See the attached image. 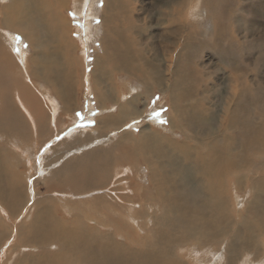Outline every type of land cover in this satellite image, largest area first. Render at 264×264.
Returning <instances> with one entry per match:
<instances>
[{
	"label": "bare ground",
	"instance_id": "1",
	"mask_svg": "<svg viewBox=\"0 0 264 264\" xmlns=\"http://www.w3.org/2000/svg\"><path fill=\"white\" fill-rule=\"evenodd\" d=\"M57 1L60 7L65 5V0ZM60 3L64 5L61 6ZM216 3L217 1H214V3L209 2L208 8L215 9ZM32 6L36 12L41 11L37 3H32L30 0H7V2L4 1L3 4H0V87H3L0 94V141L3 140L2 137L9 136L12 145L17 144L19 141L23 143V141L28 140L25 133L28 128L22 119V113L28 116L33 128L39 126L40 129H44L48 117L57 108L54 98L57 97L61 102L62 110L67 111L75 97L74 89H67L73 87L74 78L68 74L69 77L65 75L62 81L57 78L51 80L48 74V71H51V68L53 69V64H50L51 54L50 52H38L43 47L42 44L45 51H48L50 42L53 40L54 31L62 32L63 25H58L55 28L54 23H51L53 20L59 22L61 20L59 17H53L48 12H44V18H39V14L32 10ZM103 9V21L106 24V21L112 20L114 15L111 13V6L108 1ZM9 29L14 30L17 35L22 34L25 39L29 40L32 50L30 56L24 54L21 49L19 53L14 51V48H17L19 44H17L15 36L8 34ZM45 30L50 35L42 34ZM6 33L9 37V39L7 38L8 41L4 37V35H7ZM229 35L225 34L223 29L215 30L212 38L217 48L213 47L219 49L218 56L220 55L221 60L228 58L230 62L231 72L229 74L232 93L237 99L234 109L230 107L225 109L224 106L219 107V104L224 103L225 92L222 93V96L217 92L219 95L217 97L220 100L218 109L212 108V105L211 107L208 106L205 104L206 102L204 103L198 92L201 84H199L200 79H198V76L203 72L196 70V68L187 71L182 70L186 65L189 64L190 66L191 60L183 59L181 67L176 70L175 79L170 83V87H167L169 103L173 112L172 116H179L178 119L169 118L170 126L173 129L181 130V134L186 135L187 142L192 143L188 145L190 152L186 155L190 159L187 160L189 165L181 164L177 160L166 162L161 160L148 161L149 179L155 184V187L150 186L149 190L155 192L154 201L152 202L159 201L163 206L161 217L156 215L153 217L152 215L150 225L146 224L145 221L142 223L143 227H132L126 223L119 224L120 222L114 223L112 220L110 223L119 224L115 226L117 232L124 234L129 245L116 239L108 243L109 235L107 231L103 230V227H87L83 225L85 222L81 223L80 221L76 226L72 223L68 225L58 213L56 214L57 207L64 211H70L74 208V211H82L83 213V209L86 208L81 207V205L86 204L85 202H95L94 199H88L87 197L93 198L98 194L94 190L96 188L93 187L100 186L101 189L102 184L94 185L83 192H75L70 189L57 190L58 192H56L59 193L56 199L57 202L47 199L48 194L52 191L46 190V197L32 202L29 193L28 198L26 197L25 188L19 173L16 172L19 161L8 160L5 149L3 151L0 148V200L3 206L11 213L20 211L28 203H31L33 209V212L31 211L33 213L31 221L28 224L26 223L27 225L21 224L18 226L17 235L19 239L34 244L28 246L32 249H45L47 251L48 249L54 251L58 244L61 246L58 247V250L60 248L62 250L57 252L56 256L63 257L74 264H188L185 263L187 261H184L182 254L181 256L179 254V251L183 248V243H190L195 247L192 248L193 251L188 253L189 257L194 256L191 258L192 264H203L208 258L211 260L210 264H238V262L242 264H261L260 261L264 258V178L262 176L253 178L252 187L255 191L252 192V200L250 199L248 206L246 205L248 211L254 210L249 219H240L239 214H237V220L240 221L233 225L232 215L229 212L230 206H228L225 199V191L229 181L233 182L238 188V182L241 177L245 176L246 171L253 174L256 171H264L262 167L264 163V141L262 140L264 138V121L260 122L259 125L256 121L259 119L258 113L264 111V107H260L262 103L264 106V102H262L264 101V94L260 91L251 92L245 81L249 72L242 67V59L244 58L241 59L237 56H242V44L238 43L237 50L232 47L233 40H230L228 46H222L223 40H228V37L231 39ZM187 39L189 40V38ZM130 43V41L127 42L129 48L128 44ZM193 45V42L189 40L186 42L185 47H192ZM101 47H103L105 53L104 57L97 58L92 70L94 95L99 102L115 98L113 96L115 88L105 85L109 77L104 63H110L111 69L118 72H138L133 64L137 61L135 57H140L141 54L140 51H133L132 48L129 49L131 51L125 50L122 45H118L114 41H104ZM190 54L192 53L187 55ZM65 60L66 58H63V62ZM29 62L32 64L31 68L28 67ZM20 76L23 81L19 78ZM24 80L30 82L38 95L24 83ZM36 81L43 82L44 87H39ZM203 92L205 91L203 90ZM179 95L183 97V104V100L180 99ZM189 98H193L196 104L191 105ZM125 103L118 104L116 115L111 114L107 120H101L100 123L107 127L117 128V124L121 122L122 118H127L129 114L130 116L131 114H138L134 110L132 99H128ZM100 105L102 106L103 103H100ZM242 115L248 117H242ZM217 116H221V118L217 120ZM242 118H247L246 123L242 121ZM176 121H178L177 124ZM9 133H12V136ZM128 136L130 137V135ZM128 139L126 138L125 141L118 140L120 142L114 144L116 150L119 151L114 158L110 156L112 160L104 153L103 149L98 148L85 154L82 153L78 160L66 161L68 167L53 170L49 172L50 176H54L55 180L61 184L79 178L80 182L91 185L100 181L98 180L102 176L100 173L108 168L111 162L112 165L114 163L123 166L125 164L129 166L134 162V166L136 164L135 167L139 168L136 160L132 159L146 156L148 149L151 147L149 138L146 136L136 143L134 141L130 142ZM173 141L172 143H177L176 139H173ZM0 146L2 147V144ZM120 154H123V156H119ZM158 154L162 156L161 151ZM169 155L173 158L171 154ZM123 157L125 160H123ZM27 162L28 167L32 168V163L29 160ZM88 162L93 164L89 167ZM164 167H168L169 170L166 174L164 173ZM108 170L112 171V169ZM136 171L132 170L135 173ZM75 174H78V176ZM81 174L86 177L81 178ZM239 174L240 176H238ZM169 179H172L171 185L166 186L165 181ZM100 182L102 183V181ZM128 189V196L124 195L127 196L124 204L128 207L127 210L134 209L135 211V206L138 205L139 208L142 206L141 203L134 205L135 198L146 201L147 199H144L143 195L148 190L141 187L137 189L129 187ZM107 190L110 191V188L107 187ZM112 190L116 191H112V194L116 196L120 188H112ZM119 200H122V198ZM247 200L249 199L247 198ZM122 202L124 201L122 200ZM232 202L234 203L232 204L234 205V211L237 213L242 211L239 205L237 206L241 203L239 200ZM144 204L147 208L151 206L149 202ZM113 210L115 209L113 208ZM147 214H149L147 211L140 212L142 217L147 218ZM169 214H174V219H168ZM133 215L127 213L124 216L134 224L138 219L132 217ZM104 222L107 223V221ZM1 231H4V228L0 225V241L2 238ZM226 233L225 238L219 239V236ZM207 243L210 245L209 249H206ZM188 245L186 244V246ZM28 247L26 248L28 249ZM261 250L262 255L258 256ZM53 262V258L50 259L44 254L34 258V264H53ZM17 264L26 263L20 261Z\"/></svg>",
	"mask_w": 264,
	"mask_h": 264
},
{
	"label": "rangeland",
	"instance_id": "2",
	"mask_svg": "<svg viewBox=\"0 0 264 264\" xmlns=\"http://www.w3.org/2000/svg\"><path fill=\"white\" fill-rule=\"evenodd\" d=\"M0 1H2L0 4H3L4 1L7 2V0ZM30 1L32 3L36 2L38 7L41 8V11L36 12L32 6V10L39 14V18H44V12H48L53 17H59L61 20L60 22L53 20L51 23H54L55 28L58 25H63L62 32L58 33L54 31L53 40L50 42L48 51H45V47L42 44L43 47L38 52H50L51 54L50 64H53V69L50 67L51 71H48L51 80L57 78L62 81L65 75L69 77L68 74L74 78L73 87L67 89H74L75 97L71 102V107L67 111H63L61 102L57 97L54 98L57 108L48 117V122L44 129H40L39 126L33 128L28 116L22 113V119L28 128L25 130L26 139L28 140L23 141V143L19 141L17 144L12 145L9 136H6L8 139L2 137L3 140L0 141L2 147L0 146V148L3 151L5 149L8 160L19 161L16 172L19 173L25 188L26 197L28 198L29 193L32 202L46 197V190L52 191L48 194L47 199L57 202L58 191L70 189L75 192H83L89 190L94 185L102 184L104 186L101 187L102 190L100 186L93 187L96 188L94 190L98 194L93 198L87 197L88 199H94L95 202H85L86 204L81 205V207L86 208L83 209V213L82 211H74V208L70 211H64L57 207L56 214L58 213L63 218L61 219L68 225L72 223L76 226L80 221L81 223L85 222L83 225L87 227H103V230L107 231L109 235L108 243L116 239L129 245L124 234L118 233L115 226L126 223L132 227H143L142 223L146 221V224L150 225L155 215L162 216V204L156 200V203L152 202L154 201L155 192L149 189L150 186L155 187V184L149 179L148 161L161 160L166 162L168 160H177L181 164L189 165L187 160L190 159L186 155L190 152L188 145L192 142H187L186 135L181 134V130L173 129L170 126L169 118L178 119L179 116H172L173 112L169 103L167 88L170 87V83L175 79L176 70L181 67L183 59L191 60L190 66L184 63L186 67L182 69L183 71L196 68V70L203 72L198 76V79H200L199 84L201 83L198 92L199 97L204 100V103L206 102L205 104L210 107L212 105V108L215 109L221 106H224L225 109L229 107L234 109L237 99L232 93L229 74L231 72L229 67L230 62L228 58L221 60L220 55L218 56L219 49H216V43L212 38L215 30L223 29L224 33L228 35L231 32L229 35L231 39L228 37V40H223L222 46H228L230 40H233L232 47L237 50L238 43L242 44V56H237L241 59L244 58L242 59V67L249 72L245 81L251 92L260 91L264 94V0H209V2L213 3L217 1L218 4H215V9L208 8V0H65V5L60 3L61 6L64 5L65 7H60L56 0ZM107 1L110 3L112 11L110 12L114 15V18L107 20L106 24H104L103 8ZM86 7L87 12L85 13ZM70 13H75V15H70ZM81 23L84 25L83 28L80 27ZM8 34L15 37L19 36L20 42H17V44L20 46L18 45V48L27 56L32 54L30 42L22 34L17 35L14 30L10 29ZM8 34L4 35L5 39H9ZM42 34L50 35L46 30ZM187 38L193 42L194 45L192 47H185L186 42L189 41ZM104 41H114L118 45H122L125 50L131 51L129 49L132 48L133 51H140L141 54L140 57H135L137 61L133 64L138 72H118L111 69L110 63H104L109 77L105 85L115 88V94L113 95L115 98L99 102L94 95L92 70L97 58L104 57L105 53L103 52V47H101ZM129 41L131 42L128 44L130 48L127 46V42ZM25 44H27V48L24 47ZM186 53L192 54L187 55ZM63 58H66L64 62ZM28 67H32L30 62ZM19 78L23 81L21 76ZM24 83L38 95L35 88L30 85V82L24 80ZM36 84L41 88L44 87L43 82L39 81ZM258 84H260V88ZM2 91L3 87H0V94ZM217 92L220 96L224 92L226 95L224 103L219 104L220 106L218 105L220 100ZM65 93L67 94V92ZM128 99L133 100L134 110L137 111V115L131 114L130 116L129 114L127 118H122L121 122L117 124V128L112 126L107 127L100 123L101 120H107L110 117L109 115H116L118 104H123ZM180 99L183 100V97H180ZM189 101H191V105L196 104L193 98H189ZM100 103H103V105L101 106ZM183 103L184 100L182 101ZM260 107H264L263 103L260 104ZM155 113L159 115H153ZM257 116H259V119L256 121L259 125L260 122L264 121V111L258 113ZM242 117L248 116L242 115ZM220 118L221 116L216 117L217 120ZM246 120L247 118H242L244 123H246ZM105 122L107 123V121ZM9 134L12 136V133ZM126 134L130 135V137ZM146 136L149 138L151 144L146 156L132 159L136 160L139 168L135 167L136 164L134 166V162L129 166L128 164L123 166L115 165L114 163L112 165L111 162L108 165L109 167L104 169L105 171H102L103 173L98 172L100 175L102 174L98 178L102 183L97 181L91 185L86 184V182H80L79 178L75 179V181L61 184L55 180L54 176H50L49 172L61 169V167H68L69 165L66 161L78 160V157H81L82 153L85 154L101 148L109 158L110 156L114 158L115 155H118L119 151L116 150L114 145L120 142L118 140L125 141L126 138H129L130 142L134 141L136 143ZM124 137L125 139H123ZM173 139L177 140L176 144L172 143L174 142ZM262 140L264 141V138ZM159 151L162 152V156L158 154ZM121 155L123 156V154L119 156ZM27 160L32 163V168L28 167ZM123 160H125L124 157ZM10 163L12 164V162ZM92 164V162L87 163L89 167ZM127 167L130 170L126 169V172L125 168ZM262 167L264 168V163ZM108 169H112V171ZM132 170L137 171L135 173ZM168 171V167H164V173L166 174ZM105 172L109 173L106 174ZM75 175L78 176V174ZM258 176L264 178V171H256L255 174L246 171L245 176L241 177L238 182V188L233 182L229 181L227 183L228 188L226 187L225 199L228 206H230L229 212L232 215L231 221L233 225L240 221L237 220V214H239L240 219H249L251 217L254 210L248 211L247 206L250 199L252 200V192L254 190L252 187L254 183L253 178ZM80 177L85 178L86 176L81 174ZM165 182L166 186H169L172 179ZM128 186L133 189L141 187L149 191L143 195V198L149 201L135 198L134 205L142 204L140 208L138 205L137 207L135 206V211L130 208V210H127L128 207L124 204L128 196ZM107 187L110 188V191L107 190ZM112 188H120L116 196L112 194V191L116 192ZM243 195L244 197H242ZM121 198L124 202L119 200ZM236 200L241 202L237 204L242 210L239 213L234 211V205H232L234 204L232 201ZM148 202L151 205L150 209L144 204ZM30 204H26L20 211L11 213L3 206L0 200V225L4 228V231H1L0 264H17L20 261L26 264H34V258L40 254L46 255L50 259L53 258V264H74L63 257L56 256L57 252L62 250L61 248L58 250V247H61L58 244V247H55L54 251L50 249L47 251L45 249H32L28 246L34 244L23 242L19 239L17 235L18 226L28 224L33 217V213H31L33 209ZM98 207L99 209H110L111 207V209L99 210L97 209ZM141 211H147L150 215L147 214V218L142 217L140 215ZM127 213H131L132 217L137 218L138 221H135L134 224L130 222L124 216ZM168 219H174V214H169ZM112 220L114 223H120L114 225V223H110ZM104 221H107V223ZM226 236L227 233L219 236V239H223ZM186 244L189 245L186 246ZM207 245L206 249H209L210 245L208 243ZM35 246L41 247L39 245ZM182 246V250L179 251L180 256L182 254L184 261H187L185 263L192 264L191 258L194 256L189 257L188 253L193 251L192 248L195 247L190 243H183ZM261 255L262 250L258 256ZM208 260L203 264H210L211 260L209 258ZM260 262L261 264L264 263V258ZM238 264L242 263L238 262Z\"/></svg>",
	"mask_w": 264,
	"mask_h": 264
},
{
	"label": "snow or ice",
	"instance_id": "3",
	"mask_svg": "<svg viewBox=\"0 0 264 264\" xmlns=\"http://www.w3.org/2000/svg\"><path fill=\"white\" fill-rule=\"evenodd\" d=\"M86 12H87V7L85 8V13H86ZM70 15H73V16H74L75 13H70ZM96 22L98 23V21H96ZM80 27L83 28L84 25L81 23V24H80ZM19 40H20V38H19V36H17V37H16V41L19 42ZM24 47L27 48V44H25ZM14 51H16L17 53H19L20 49H19L18 47H17V48H14ZM157 99H158V97H157ZM161 111H163V110H161ZM78 115H79V114H78ZM153 115H157V116H158L159 114H158V113H155V114H153ZM161 122H164V121H161Z\"/></svg>",
	"mask_w": 264,
	"mask_h": 264
}]
</instances>
